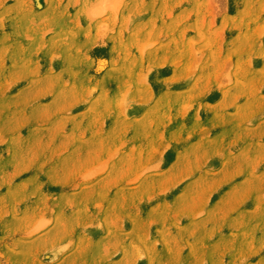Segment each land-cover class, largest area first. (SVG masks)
<instances>
[{
  "label": "rangeland",
  "instance_id": "rangeland-1",
  "mask_svg": "<svg viewBox=\"0 0 264 264\" xmlns=\"http://www.w3.org/2000/svg\"><path fill=\"white\" fill-rule=\"evenodd\" d=\"M0 264H264V0H0Z\"/></svg>",
  "mask_w": 264,
  "mask_h": 264
}]
</instances>
